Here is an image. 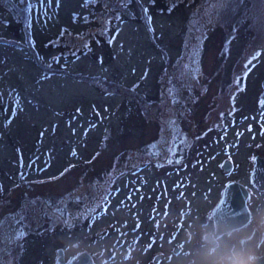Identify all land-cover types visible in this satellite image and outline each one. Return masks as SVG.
Returning <instances> with one entry per match:
<instances>
[{"label":"rangeland","instance_id":"1","mask_svg":"<svg viewBox=\"0 0 264 264\" xmlns=\"http://www.w3.org/2000/svg\"><path fill=\"white\" fill-rule=\"evenodd\" d=\"M89 1L0 0V264H205L227 177L264 156V0Z\"/></svg>","mask_w":264,"mask_h":264},{"label":"flooded vegetation","instance_id":"2","mask_svg":"<svg viewBox=\"0 0 264 264\" xmlns=\"http://www.w3.org/2000/svg\"><path fill=\"white\" fill-rule=\"evenodd\" d=\"M255 158H262L261 160H264V156L262 155H256L253 160H255ZM231 183H238L248 192L247 207L250 218L249 221L240 228L234 230H227V228H225L226 230L220 232L213 217L214 210L222 200L226 188ZM203 224L204 227L202 231H206L209 228V231H206L204 234L205 238L203 241L205 244H209L208 249H210L211 252L213 251V253H216L218 251L217 254L219 256L227 254L230 251H239L253 257V264H264V191L257 188L253 183L252 177H227V183L222 191V196L214 203L211 217L209 215V220L204 221ZM200 239L201 237L198 238L197 241L200 242ZM177 250L179 249H175V253ZM60 251H63L64 264H70L74 258L80 257L81 255H85V260H81V264H116L111 262L106 263L108 257H105L106 255L103 252H94L89 249H84L73 256H68L64 250ZM60 251H58V258L55 261L57 264H60ZM165 256L168 261H171V255L161 253L160 258L157 259L158 262ZM157 260L155 262H157Z\"/></svg>","mask_w":264,"mask_h":264},{"label":"water","instance_id":"3","mask_svg":"<svg viewBox=\"0 0 264 264\" xmlns=\"http://www.w3.org/2000/svg\"><path fill=\"white\" fill-rule=\"evenodd\" d=\"M262 109L264 110V100ZM261 159L255 158L251 177L257 188L264 191V160ZM223 168L230 172L232 170L231 163L226 162ZM247 198L248 192L241 185L238 183L228 185L213 215L220 232L226 230L225 228L227 230L240 228L249 221L250 213L247 207ZM60 255L59 263L64 264L63 251H60ZM81 260H85V255L74 258L70 264H81Z\"/></svg>","mask_w":264,"mask_h":264},{"label":"trees","instance_id":"4","mask_svg":"<svg viewBox=\"0 0 264 264\" xmlns=\"http://www.w3.org/2000/svg\"><path fill=\"white\" fill-rule=\"evenodd\" d=\"M93 3H97V0H90L89 1V4H91V5H93ZM105 3L107 4V5H109V4H111V5H113V4H115L116 2H115V0H105ZM104 10H101V12H102V16L103 15H107V14H109L110 12L108 11V10H105V12H103ZM122 14V13H121ZM120 18V17H119ZM115 20H117V19H115ZM115 20H110V21H114L115 22ZM91 26V27H90ZM89 27H90V29H92V28H96V27H94V25H92V24H90L89 25ZM88 27V28H89ZM89 29V30H90ZM110 26H109V28H108V30L107 31H105V37H109V33H110ZM65 35L67 36L68 35V33L67 32H65ZM72 35V34H71ZM61 37V36H60ZM1 41H5L6 42V40L4 39H2ZM57 70V69H56ZM69 76H71L72 78H75L76 80L79 78V77H82V76H79V75H75V74H73V73H70V75ZM80 79V78H79ZM81 82H84V83H87V84H90V85H94V84H97V85H100V86H102L103 88H104V90H106V91H110V92H113V93H117V94H122V95H125L124 97H126L127 98V100H129L131 103H134V104H136V106L137 107H139L141 110H142V112L143 113H145V114H147V113H149V111H147V107H146V105H145V103H146V99L149 101V100H152V98H148V96H144V95H142V94H140L139 92H137L136 90H135V92L133 93V90L134 89H132L131 87H129V89H127V94H124V92H123V85H119V84H116V83H114V82H110V81H108L107 79H105V78H103V77H100V76H97V77H89V76H85V77H82V79H81ZM128 95V96H127ZM143 96V97H142ZM171 139L168 137V142L170 141ZM36 205H39V204H36ZM30 213H37V214H39L37 211H34V210H30ZM40 215V214H39ZM59 218V217H58ZM54 221H52V225L53 226H55L54 225ZM56 224V223H55Z\"/></svg>","mask_w":264,"mask_h":264},{"label":"clouds","instance_id":"5","mask_svg":"<svg viewBox=\"0 0 264 264\" xmlns=\"http://www.w3.org/2000/svg\"><path fill=\"white\" fill-rule=\"evenodd\" d=\"M254 258L239 251H230L227 254L217 256L209 251V259L205 264H253Z\"/></svg>","mask_w":264,"mask_h":264}]
</instances>
